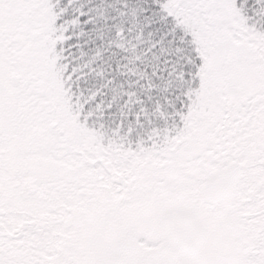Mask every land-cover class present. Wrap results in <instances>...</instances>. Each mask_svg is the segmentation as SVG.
<instances>
[{
	"label": "snow or ice",
	"instance_id": "snow-or-ice-1",
	"mask_svg": "<svg viewBox=\"0 0 264 264\" xmlns=\"http://www.w3.org/2000/svg\"><path fill=\"white\" fill-rule=\"evenodd\" d=\"M0 264H264V0H0Z\"/></svg>",
	"mask_w": 264,
	"mask_h": 264
}]
</instances>
